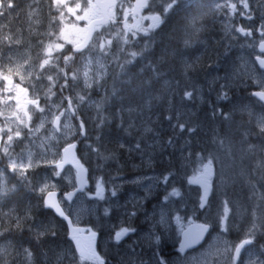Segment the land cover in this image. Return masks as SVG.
I'll return each instance as SVG.
<instances>
[{
	"label": "rangeland",
	"instance_id": "1",
	"mask_svg": "<svg viewBox=\"0 0 264 264\" xmlns=\"http://www.w3.org/2000/svg\"><path fill=\"white\" fill-rule=\"evenodd\" d=\"M215 2L208 0L201 6L202 18L220 15ZM26 9V18L16 19L9 11L6 19H0V229L9 227L0 234V256L13 251V264H29L26 251L16 249L11 238L22 232L23 239L37 244V254L45 264H160L161 258L166 264H187L185 257L191 264H212L203 256L207 251H215L216 264H232L235 247L240 240L249 238L254 242L242 257L247 258V264H257L258 257L264 256V207L259 209L255 198L247 204H237L239 192L237 185L233 187V167L219 169L217 178L212 156L219 160L234 150L242 156L254 154L250 151L262 154L263 138L249 126L251 120L256 125L264 124L255 102L249 98V87L261 85L262 78L246 54L230 50L224 34L220 35L223 61H215L208 77L202 78L195 59L199 57L197 46H202L209 32H204V26L197 22L184 34L192 39L187 40L188 48L197 57H184L177 82L180 96L190 93L184 104L192 120L180 126L179 118L178 125L172 128L179 117L172 108L173 118L167 117L166 128H159L161 119L150 122L152 117L147 114L149 121H143L139 113L128 136L115 141L120 147L125 146L124 140L129 143L125 153L137 158L133 169L140 173H121L122 166L117 169L110 161L91 164L89 182L71 207L74 219L85 232L97 233L94 250L89 240L69 237L53 215L41 217L35 204L34 214L27 211L23 219L3 207L6 196L18 184L27 185L36 195H44L54 186H75V173H71L72 182L67 184V175L56 166L63 146L78 142L86 159L93 162L92 151L99 142L96 135L91 136V141L80 142L79 108H103L102 99L115 90V81L123 78L145 50L142 41L157 29L149 13L126 24L122 16L117 18L115 14L110 23L96 28L88 50L76 54L72 48L86 34L90 7L73 6V19H49L50 8L46 18L41 19V7L34 2ZM211 36L215 37L214 33ZM68 82L82 88L73 98L62 92ZM211 107L214 116L204 115V108ZM255 112L260 116L250 117ZM247 163L257 171L264 188L263 163L258 158ZM125 165L130 166V162ZM38 167L46 172H39ZM241 172L237 169L235 175ZM165 173H174L168 185L159 182ZM98 184L104 187V199L93 198ZM173 185L183 191V199L169 198L165 203L163 198ZM110 188L117 192L115 197ZM205 188L212 191V197L210 208L201 211L197 201ZM247 197L244 194L243 198ZM240 206L251 211L242 215ZM105 208L111 209L107 216ZM133 211L136 215L129 216ZM218 217L227 218V231L222 230ZM14 218L16 224L22 220L24 228L13 225ZM199 222L213 225L207 241L199 252L192 250L179 256L182 232L191 223ZM121 227L134 228L135 232L116 244L113 236ZM156 236L160 237L158 244Z\"/></svg>",
	"mask_w": 264,
	"mask_h": 264
},
{
	"label": "trees",
	"instance_id": "2",
	"mask_svg": "<svg viewBox=\"0 0 264 264\" xmlns=\"http://www.w3.org/2000/svg\"><path fill=\"white\" fill-rule=\"evenodd\" d=\"M178 27L180 25L176 22L172 26L166 23L146 38L145 50L141 56L129 67L123 78L114 84L115 90L106 95L102 114H94L92 110L84 107L80 109V119L84 123L86 133L96 135L99 141L92 151L97 163L113 159L114 166L121 165L126 167L124 170L127 171L124 172H132L133 166L137 163L136 159L133 160L134 164L130 162L125 157L124 151L117 148L115 139L128 136L127 131L136 126L140 114L143 121H149L147 114L149 118L152 117L150 122L161 119L159 128H166L167 117L173 118L172 108L176 109L175 114L179 116L180 122L191 121L186 110L188 108L181 104L186 101L180 96L177 82L180 80L181 62L184 57L189 56L195 59L197 56H192L191 51L185 50L186 47L181 43ZM208 51H201L196 61V70H201L202 78L206 77L209 73V66L217 59L216 54ZM80 89L79 84L74 83L73 85L72 82H68L62 92L73 97V94H77ZM209 112L207 108L203 110L204 115H209ZM172 124V128H175V121ZM153 125L156 126V124ZM78 152L83 162L87 163L86 153L82 151L81 146ZM126 162H130V166L125 165ZM240 185L244 186L243 183ZM34 204H38V199L30 190L27 192L25 186L12 191L7 200V206L14 208L15 213L22 218L27 211L34 214ZM17 225L24 228L23 221ZM21 233L12 235L14 245L17 248L29 245L34 252H38L36 251L37 244L27 242L21 237L23 236ZM35 264H45L37 253H35Z\"/></svg>",
	"mask_w": 264,
	"mask_h": 264
},
{
	"label": "flooded vegetation",
	"instance_id": "3",
	"mask_svg": "<svg viewBox=\"0 0 264 264\" xmlns=\"http://www.w3.org/2000/svg\"><path fill=\"white\" fill-rule=\"evenodd\" d=\"M134 1L117 0L116 6L110 11L111 19H113L115 11L116 17L120 18L122 16L124 20L126 19V22L137 19V17H133L130 14L129 10ZM207 1L149 0L139 16L149 13L151 19L154 20V25L157 27L167 21L169 26H172L175 22L178 23L180 25L178 27L180 37H183L185 32L189 33V30L195 26L193 24L197 22L200 26H204V32H209L206 36L214 33L216 38H220V35L224 34L225 43L228 47L230 46V50H239L241 53L246 54L251 65L257 67L255 58L264 59V34L258 35L261 26H264V0H216L214 7L220 15L214 17V19H204L202 18L201 6ZM30 2H34L35 6L41 7V19L46 18L48 8H50L49 15H51L49 19H73V6L77 5L82 8L87 6L91 8L90 19L97 18L100 14V10L94 0H0V19H6L9 11L12 12L16 19L18 16L20 19L26 18L29 15L26 6ZM18 7L20 8L18 9ZM196 12L197 16H195ZM199 28L201 27L197 29ZM208 29L211 31H208ZM2 38L0 37V39ZM205 46V43H202L200 48H205ZM260 74L262 83L258 87L264 90V72L261 71ZM262 109L264 113V105H262ZM59 189L62 188L60 187ZM60 193V198H62L63 191L60 190ZM66 208L68 209V207ZM57 220L62 225H65L62 220L58 218ZM250 241L249 239L246 251L251 248Z\"/></svg>",
	"mask_w": 264,
	"mask_h": 264
},
{
	"label": "water",
	"instance_id": "4",
	"mask_svg": "<svg viewBox=\"0 0 264 264\" xmlns=\"http://www.w3.org/2000/svg\"><path fill=\"white\" fill-rule=\"evenodd\" d=\"M96 3L100 6L102 10L103 17L102 19H97L92 21L88 25V30L87 33L83 39V41L75 46L74 50L76 52H81L83 51L89 44V41L92 37V34L94 32V27L96 24H105L108 22V10L111 6L115 4V0H104L100 2L99 0H95ZM147 0H136L135 5H134V14H137L140 12L141 8L145 6ZM258 65L261 69L264 70V60H258ZM253 96L256 97L258 100L264 102V100L261 99V97H264V93L262 91H256L253 93ZM71 165L75 168L77 172V177H78V186L76 189H74L72 192H69L66 197L68 198L69 201L74 200L78 192L86 185V180H87V174L85 168L81 165V163L78 160L77 153H76V144H70L64 147L62 151V163L60 164V168L63 169L64 166L66 165ZM57 192H49L45 196V202L48 208L52 209L57 215L60 217L64 218L69 225L70 231L73 232V235H77L78 232L80 231L79 227H76L71 224L70 219L63 213L61 208L59 207V204L57 202ZM51 200V203L49 202ZM206 227L207 231H205L203 234H201V228ZM209 233V227L208 224H191L186 230L183 231L182 237H181V243L185 242L186 235L189 239H195L196 237H199L197 242L191 247L188 248L187 250H192L197 247H199L206 239L207 235ZM248 241H243L237 248L236 251H242L246 247ZM186 250V251H187Z\"/></svg>",
	"mask_w": 264,
	"mask_h": 264
},
{
	"label": "snow or ice",
	"instance_id": "5",
	"mask_svg": "<svg viewBox=\"0 0 264 264\" xmlns=\"http://www.w3.org/2000/svg\"><path fill=\"white\" fill-rule=\"evenodd\" d=\"M259 34H264V26H261V29L258 31V35ZM13 168H15V165H13ZM172 175H174V173H165L164 176L159 179V182L163 183L165 185H168V182H169V180H171ZM186 183H188V182L186 181ZM43 190L44 189H41V191H43ZM109 191H110V194L112 197H115L117 195V192L115 191L114 188H110ZM103 192H104L103 185L98 184L97 185V191L93 195V198L104 199V196L102 195ZM183 195H184L183 191L179 188H176L175 185H173L171 187V191L168 192L167 195L163 199H164V202L167 203L169 201V198H177L179 200H182ZM211 197H212V191L210 189L205 188L204 190L201 191L200 196L198 197V201H197V206L201 209V211H204V210L210 208ZM49 202L51 203V200ZM110 212H111L110 208L104 209V214L106 216L109 215ZM135 215H136V213L134 211L129 213V216H135ZM176 219H177V221H179L180 217L177 216ZM218 220H222V230L227 231V225H226L227 218L226 217H218ZM205 231H207V228L202 227L201 228V234H203ZM134 232H135L134 228L121 227L119 231H116L114 233L113 242L116 244H119L125 236H128ZM198 239H199V237H196L195 239H189L186 235L185 242L180 244L179 252L181 254H184L188 248H191L197 242ZM159 240H160V237L156 236L155 242L157 244L159 243ZM251 242H254V241H250V243ZM203 256L205 257L206 261L208 259H210L212 261V264H216L217 258L215 256V251H207V252L203 253ZM240 256H241L240 251H234L233 252L232 258L237 259V264H239L238 258ZM193 259H195V257ZM160 264H166V261H164L161 258Z\"/></svg>",
	"mask_w": 264,
	"mask_h": 264
},
{
	"label": "clouds",
	"instance_id": "6",
	"mask_svg": "<svg viewBox=\"0 0 264 264\" xmlns=\"http://www.w3.org/2000/svg\"><path fill=\"white\" fill-rule=\"evenodd\" d=\"M262 100H264V97H261ZM250 127L252 128L253 132L260 136L261 138H264V124H260V125H250ZM212 163H213V168L214 170H217V178H219V169L224 168L227 164L233 163V158L230 157H226V156H221L219 158V160L217 159V157L215 155L212 156ZM225 205H227L228 201L227 199L224 200ZM18 226V225H17ZM15 227V226H13ZM209 231L211 233V230L213 228V225L209 224ZM9 229L3 228L0 229V234H3L4 232H7ZM264 250V249H262ZM27 253V258L30 261H34L35 258V253L30 250V249H26L25 250ZM195 252H199L200 248H196L194 249ZM177 252L179 254V256L184 257L183 254H181L179 252V249H177ZM16 258L15 254L13 251H9L6 254H3L2 256H0V264H13V260ZM187 260V264H191V262L188 260L187 257H185ZM239 264H247V258L246 257H242L240 256L239 258ZM221 264H223V262H221ZM232 264H237V259L236 258H232ZM257 264H264V256L258 257V261Z\"/></svg>",
	"mask_w": 264,
	"mask_h": 264
},
{
	"label": "bare ground",
	"instance_id": "7",
	"mask_svg": "<svg viewBox=\"0 0 264 264\" xmlns=\"http://www.w3.org/2000/svg\"><path fill=\"white\" fill-rule=\"evenodd\" d=\"M178 42V41H177Z\"/></svg>",
	"mask_w": 264,
	"mask_h": 264
}]
</instances>
